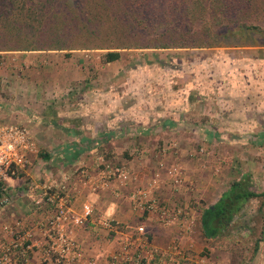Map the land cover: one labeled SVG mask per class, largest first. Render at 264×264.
Instances as JSON below:
<instances>
[{
    "label": "crops",
    "instance_id": "0c3cea01",
    "mask_svg": "<svg viewBox=\"0 0 264 264\" xmlns=\"http://www.w3.org/2000/svg\"><path fill=\"white\" fill-rule=\"evenodd\" d=\"M162 50L145 52L146 63L133 65L120 61L124 54L105 63L97 50L0 51V121L26 127L36 144L30 166L6 183L0 198V242L10 240L7 228L45 221L66 197L73 214L84 204L92 209L85 225L70 232L94 264H107L120 235L139 225L161 249L176 238L191 260L205 261L202 251L209 258L221 252L218 238L204 237L201 216L233 182L234 152L253 127V81L229 50L175 49L171 64L161 60L169 49ZM159 161L165 168L156 195L192 212L190 233L160 225L126 198L134 186L147 185ZM120 164L136 181L105 183L104 167ZM174 167L178 186L168 183ZM100 218L113 228L101 227ZM35 238L40 246L25 264H41L45 240L38 232Z\"/></svg>",
    "mask_w": 264,
    "mask_h": 264
},
{
    "label": "trees",
    "instance_id": "16d2710c",
    "mask_svg": "<svg viewBox=\"0 0 264 264\" xmlns=\"http://www.w3.org/2000/svg\"><path fill=\"white\" fill-rule=\"evenodd\" d=\"M257 9L264 0H0V51L98 49L111 63L122 50L210 48L236 35L256 45L264 27L241 20ZM255 199L264 207V191L241 174L204 210V237H221Z\"/></svg>",
    "mask_w": 264,
    "mask_h": 264
},
{
    "label": "built area",
    "instance_id": "2783aa9c",
    "mask_svg": "<svg viewBox=\"0 0 264 264\" xmlns=\"http://www.w3.org/2000/svg\"><path fill=\"white\" fill-rule=\"evenodd\" d=\"M2 63L0 60V65ZM35 153L36 144L26 127L0 121V189H7L9 180L26 172ZM157 167L147 185L134 186L126 198L132 209L155 215L160 225H178L190 233L195 225L192 212L170 207L156 195L160 190V171L165 168L163 161H159ZM167 175L169 185L178 186L181 183L178 168L168 170ZM101 176L105 183L116 181L121 187L136 181V177L121 164L106 165ZM59 200L55 211L36 227L6 229L11 238L7 242H0V264H25L33 250L40 246L35 232L45 240L40 249L41 264H94L93 260L85 257L78 240L70 232L72 226L83 227L91 217L90 205L84 204L82 212L77 215L71 212L68 198ZM98 224L104 229L113 228L111 221L105 218H100ZM116 244L107 264H202L200 260H191L188 249H183L176 238L164 249L151 244L144 225L137 226L133 234H121Z\"/></svg>",
    "mask_w": 264,
    "mask_h": 264
},
{
    "label": "rangeland",
    "instance_id": "374dc122",
    "mask_svg": "<svg viewBox=\"0 0 264 264\" xmlns=\"http://www.w3.org/2000/svg\"><path fill=\"white\" fill-rule=\"evenodd\" d=\"M246 16H248V18L241 20V24L246 23L264 27V11L257 9L253 14H247ZM211 28L217 29L218 26H213ZM239 40H241L240 44L242 45H247L252 42L243 37L241 38L240 35H236L228 39L225 38L224 41H222L225 43V46L223 43H220L217 47L201 49H208L206 52H209L211 55L217 50H229L232 52V56H239L237 57L243 62V64L240 65L245 66L244 70L249 71L248 74L253 81V95L251 96L254 116L253 127L247 137L241 138V145L236 147L234 157L231 161V165L233 166L232 178L234 181V179H238L243 173L250 174L255 183L256 191L262 192L264 191V136L260 134L264 132V39L260 36H255L256 45L251 44L234 47L233 44L239 43ZM72 46H76V43L75 45L72 44ZM88 50H97L101 54L105 52L104 50L98 49ZM150 50L152 49L122 50L121 54L124 55H122L120 61L130 65L146 63L149 53L145 52H149ZM171 52L176 51L175 49H169V53L166 51L162 52L164 55L161 57V60L167 64H171V57L174 56ZM194 53H196V51H194ZM244 121L245 116H243L242 122ZM31 138L34 140L32 136ZM259 206V199L251 200L247 204L243 213H241L228 230L217 239V241L221 242V252L209 258L211 254L210 251H206L207 256L202 251L199 256L205 257V261L203 260L202 264H217V262H219V264H258L255 259L258 250L263 248L264 244V207L261 208ZM110 240V242L113 243L112 238ZM115 247L116 246L113 245V248ZM207 257L211 263H208ZM213 260L214 263H212Z\"/></svg>",
    "mask_w": 264,
    "mask_h": 264
}]
</instances>
